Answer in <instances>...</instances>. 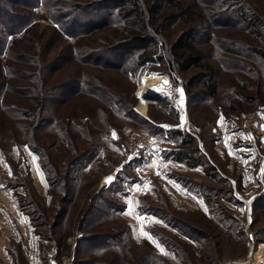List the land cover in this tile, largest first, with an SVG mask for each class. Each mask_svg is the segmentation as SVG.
I'll return each instance as SVG.
<instances>
[{
	"label": "rangeland",
	"instance_id": "374dc122",
	"mask_svg": "<svg viewBox=\"0 0 264 264\" xmlns=\"http://www.w3.org/2000/svg\"><path fill=\"white\" fill-rule=\"evenodd\" d=\"M81 1L89 3V0ZM259 1L247 0L246 3L252 9L255 2ZM14 8L28 18V22L23 29L7 36L8 40L14 37L18 39L13 43L10 55L0 52V264H67L63 263V257L70 260L69 264H75L74 250L78 239L107 228L115 230L114 233L121 232L125 247L114 248L116 253L104 248L82 247L79 258H95L100 264H107L112 256L118 254L119 264H134L141 253L146 251L159 255L170 264H183V259H187L183 254L185 252L190 254L193 264H224L230 260L257 264L256 251L262 248L264 253V201L253 205L256 196L264 194V64L259 60L249 62L251 72L243 74L226 69L218 63L221 71L217 96L211 99L210 104L192 109L191 118L194 121H191L188 112L190 125L199 128L195 132L200 148L210 163L217 167L220 176L228 181L229 187L218 178L208 177L201 166H194L189 171L178 170L158 159H149L150 154L138 157L140 161L129 164L132 160L126 161L122 156L119 143L126 141L129 146L134 147L136 135L147 132L140 123L115 120L119 122L116 123L117 127L107 130L101 138L97 155L75 171L76 178L67 183L68 196L72 195V199L67 204L66 218L62 220L65 228L58 229L50 224L52 214L61 206L57 199L66 189L64 185L55 183L51 185L52 190L58 188L61 193L52 196L39 157L24 143V133L17 126L28 120L18 119L17 123L5 109L11 105L28 106V99L21 95L23 90L31 86V81H27L26 76L35 74L43 78L46 58L55 52L61 55L75 39L59 33L57 23L51 21L42 4H33L30 8L19 4ZM217 28L215 34L220 36H243L237 29ZM108 30L97 32V36L107 37ZM250 40L252 45L258 42L256 45L264 46V38L254 37ZM83 44L96 46L97 40L88 38ZM205 48L208 49V45ZM211 48L213 46L209 45V50ZM224 56L233 60L234 57L240 58L236 55L231 57L230 54ZM78 68L81 72L89 69L87 66L78 67L68 63L53 73V76L61 78ZM92 70L91 74L95 77H109V82L114 83L115 90L122 99H134L133 107L136 112H139L138 100L145 77L151 74L164 76L163 86L160 85V88L164 87V91L168 83H172L168 76L149 66L137 78L131 74L124 75L118 70ZM195 70L197 69L194 68L193 72ZM192 73H180L177 78L183 84V78L187 79ZM182 90L184 91L183 86ZM160 95L163 96L162 93ZM246 95L249 96L247 100L243 98ZM84 100L90 99L84 97ZM153 102L155 101L149 100L148 104ZM145 113L146 110L141 114ZM58 124L56 122L52 129ZM43 139L44 137H40L39 142L46 144ZM55 150L53 158L61 164L65 155L63 144L59 143L51 152ZM148 161L151 164L147 167L144 164ZM59 172L62 174L63 168ZM174 174H183L197 183L214 187L216 192L213 193L211 204H207L204 196L188 188ZM39 178L44 185H40ZM108 178H111L110 182ZM229 188L230 192L227 191ZM209 192L211 193L210 190ZM95 195L100 196L93 198ZM102 196L118 206L110 209L104 219H98L99 216L85 218L84 211L88 204L101 202L104 205L99 200ZM243 199L250 203L247 205ZM213 204L227 208L231 217L233 214L240 216L242 222L233 218L242 229V224L248 220L249 227L255 232V246L249 258L245 239L243 244V240H237L233 234L230 236V232L213 220L214 214L210 211ZM150 206H155L159 215L152 213V209L148 208ZM213 207L219 208L216 205ZM161 209L167 210L185 224H193L212 233L213 242L220 241V247L218 243L216 247L222 249L221 257L218 258L215 251L210 257L203 258V248L192 239L189 228L180 229L166 222L165 218L160 217ZM80 225L83 230L79 228ZM154 229L177 244L181 243L185 249L176 251L175 246L157 237ZM45 234L52 237V240L48 241ZM144 242L148 243L144 245Z\"/></svg>",
	"mask_w": 264,
	"mask_h": 264
},
{
	"label": "trees",
	"instance_id": "16d2710c",
	"mask_svg": "<svg viewBox=\"0 0 264 264\" xmlns=\"http://www.w3.org/2000/svg\"><path fill=\"white\" fill-rule=\"evenodd\" d=\"M246 1L89 0V3H85L81 0H0V52L7 56L12 52L15 40H18L15 37L8 40L7 36L20 31L28 22V18L14 8L19 4L25 8L37 3L42 4L51 21L57 23L59 33L75 39L73 44L68 45L69 49L67 48L61 55L55 52L47 57L43 54L47 57L43 78L35 74L26 76L27 81H31V86L23 90L21 95L28 99L29 105L25 107L11 105L5 109L17 123L18 119L28 120L26 123L16 124L24 133V143L37 153L49 187L57 183L64 185L66 189L57 199L61 206L52 214L51 226L65 228L62 220L66 218L67 204L72 199V195L68 196L67 183L76 178L75 171L97 155L101 138L107 130L117 127L116 123L119 122L115 120L140 123L144 125L143 129L149 135L166 133L169 138L178 139L177 146L162 151L164 158L182 162L188 167L201 166L208 177L218 178L230 186L217 172V167L210 163L195 136L177 127L164 130L159 125L162 121L170 124L177 122V113L168 101L162 99L148 104L145 117L141 112L134 110V99L124 100L117 94L114 83L109 82L111 81L109 77H95L91 73L92 68L100 71L118 70L124 75L131 74L137 78L144 68L149 66L168 76L174 83L180 73H192L196 68L197 70L187 79L183 78L182 84L187 110L191 121H194L191 118V111L210 104L211 99L218 94L217 83L221 71L218 63L224 65L226 69L243 74L251 72L249 62L259 60L264 64V46L256 45L258 42L252 45L250 40L254 37L264 38V0L255 2L252 9ZM217 27L237 29L243 36L217 35L218 33L215 34L218 31ZM107 28L109 29L107 37L97 36V32ZM88 38L96 39V46L83 44ZM206 45L208 49L205 48ZM209 45L213 46L210 50ZM224 54L240 58L226 59ZM68 63L78 67L87 66L89 69L86 72H81L79 68L74 69L64 77L55 78L53 73ZM84 97L90 100H84ZM247 97L249 96L243 98L247 100ZM231 106L237 110L233 104ZM56 122H59L58 126L52 129ZM40 137H44L43 142L46 144L39 142ZM59 143L63 144L65 150L61 164L53 158V153L57 150L51 152ZM138 161L140 159H133L129 164ZM60 168H63L62 174L59 172ZM174 175L188 188L204 196L207 204H211L213 193L216 192L214 187L197 183L183 174ZM50 190L53 197L54 194L61 193L58 188ZM227 191L230 192V188ZM98 196L100 195L93 198ZM99 200L103 201L104 205L101 202L88 204L84 211L85 218L99 216L98 219H104L110 209L118 206L104 196ZM261 200L264 201V194L256 196L253 205H259ZM215 205L219 208H214ZM148 208H151L155 215H159V210L155 209V206ZM160 211V217L165 218L169 224L180 229L189 228L192 239L203 248V258L210 257L209 255L215 251L218 258L221 257L222 249L216 247L217 243L220 247V241L214 243L212 233L193 224H185L165 209ZM210 211L214 214L213 220L217 221V224L230 232L228 233L230 236L233 234L237 240H243L244 244V231L230 216L227 208L213 204ZM79 228L83 230V226L80 225ZM113 231L115 230L107 228L80 237L74 250L75 264H100L95 258L84 260L79 258L82 247L104 248L115 253L114 248L125 247L121 232ZM153 231L162 241L165 243L168 241L175 246L176 251L185 249L181 243L177 244L167 235L155 229ZM46 238L48 241L52 240L50 236L46 235ZM146 243L148 242H144V245ZM183 254L187 256V259H183V264H193L190 254L185 252ZM117 255L112 256L107 264H119ZM138 258L134 264H158L159 261L160 264H170L159 255L146 251Z\"/></svg>",
	"mask_w": 264,
	"mask_h": 264
},
{
	"label": "built area",
	"instance_id": "2783aa9c",
	"mask_svg": "<svg viewBox=\"0 0 264 264\" xmlns=\"http://www.w3.org/2000/svg\"><path fill=\"white\" fill-rule=\"evenodd\" d=\"M163 98L168 101L169 105L172 106L179 118V124L180 126L185 129L187 132L191 133L193 136L198 138L196 135L198 131V127H194L190 125L189 122V115L187 110V102L185 99L184 91L182 90V80L180 78L176 79V82L174 83H168L166 90L162 93ZM164 138L166 141H170L171 145L176 146L178 144V141H171L169 140V137L167 134H164ZM122 156L126 159V161H130L133 159H136L141 156H145L151 153V142H150V136L144 132L138 133L136 135L135 139V145L134 147H131L127 144L126 141L120 142L118 145ZM245 203L248 205L250 201H246L243 199ZM233 217L236 218L239 221H243L240 216L233 214ZM244 234H245V244L248 249L247 257L249 258L254 246V238H255V232L249 227L248 220L245 224H242ZM56 250V248H55ZM63 263H70V260L67 258H62ZM240 261H227L224 264H240ZM55 264V263H52Z\"/></svg>",
	"mask_w": 264,
	"mask_h": 264
},
{
	"label": "crops",
	"instance_id": "0c3cea01",
	"mask_svg": "<svg viewBox=\"0 0 264 264\" xmlns=\"http://www.w3.org/2000/svg\"><path fill=\"white\" fill-rule=\"evenodd\" d=\"M185 95V94H184ZM186 99V98H185ZM147 107H148V104H147ZM146 112H147V109H146ZM139 113V112H138ZM142 115H147V113L145 114H142ZM178 118V116H177ZM159 125L164 129L166 130L167 128H170V127H177L179 128L180 130H183V131H186L185 129H183L180 124H179V118L177 119V122L174 123V124H170V123H167V122H159ZM187 132V131H186ZM189 133V132H188ZM147 134V133H146ZM166 134V133H164ZM164 134L163 135H159V134H155V135H149L150 136V142H151V153L148 158L151 159V158H154V159H158L161 163H166V164H169L171 166H174L173 168L174 169H184L185 171H189L191 170L193 167H188L187 165H185L184 163L182 162H179V161H176V160H172V159H167V158H164L163 155H162V151L165 149V148H170V147H175L173 145H171L170 141H166V139L164 138ZM191 134V133H190ZM192 135V134H191ZM196 138V137H195ZM197 139V138H196ZM169 140L171 141H178V144H179V140L178 139H172V138H169ZM218 145V144H216ZM177 146V145H176ZM204 152V151H203ZM154 155V156H153ZM151 157V158H150ZM157 160V161H158ZM158 161V162H159ZM149 164L150 161L146 162V165L147 167L150 166ZM193 170V169H192ZM172 172V171H171ZM40 181V185H44V182L41 178H39Z\"/></svg>",
	"mask_w": 264,
	"mask_h": 264
},
{
	"label": "bare ground",
	"instance_id": "6f19581e",
	"mask_svg": "<svg viewBox=\"0 0 264 264\" xmlns=\"http://www.w3.org/2000/svg\"><path fill=\"white\" fill-rule=\"evenodd\" d=\"M164 76L160 74H151L145 77L144 84L140 90V98L138 100V108L137 110L141 113H144V111L147 109V104L149 102V95L152 94H158L163 93V88H160V85L163 86L162 80ZM166 80V79H165ZM159 92V93H158ZM251 255V254H250ZM256 261L257 264H261L264 262V253L263 249L259 248L256 251ZM242 261V260H241ZM240 264H247L245 261H242Z\"/></svg>",
	"mask_w": 264,
	"mask_h": 264
},
{
	"label": "water",
	"instance_id": "95a60500",
	"mask_svg": "<svg viewBox=\"0 0 264 264\" xmlns=\"http://www.w3.org/2000/svg\"><path fill=\"white\" fill-rule=\"evenodd\" d=\"M162 99H164L163 96L158 95V94H154V95L150 94L149 95V100H152V101L162 100Z\"/></svg>",
	"mask_w": 264,
	"mask_h": 264
},
{
	"label": "snow or ice",
	"instance_id": "6c2138e0",
	"mask_svg": "<svg viewBox=\"0 0 264 264\" xmlns=\"http://www.w3.org/2000/svg\"><path fill=\"white\" fill-rule=\"evenodd\" d=\"M113 135H114V137H115V133H113ZM110 179H111V178H108L109 182H110Z\"/></svg>",
	"mask_w": 264,
	"mask_h": 264
}]
</instances>
